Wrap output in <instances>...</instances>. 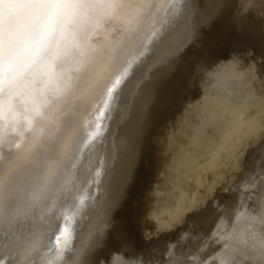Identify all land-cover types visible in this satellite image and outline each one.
<instances>
[{"label":"bare ground","instance_id":"bare-ground-1","mask_svg":"<svg viewBox=\"0 0 264 264\" xmlns=\"http://www.w3.org/2000/svg\"><path fill=\"white\" fill-rule=\"evenodd\" d=\"M133 2L88 29L111 99L0 112V264H264V0Z\"/></svg>","mask_w":264,"mask_h":264},{"label":"snow or ice","instance_id":"snow-or-ice-1","mask_svg":"<svg viewBox=\"0 0 264 264\" xmlns=\"http://www.w3.org/2000/svg\"><path fill=\"white\" fill-rule=\"evenodd\" d=\"M147 7L133 0H0V112L22 108L26 114H34L38 119L30 121L34 125L33 143L41 142L40 133L48 119V112L43 110L50 103L48 97H70L79 81L97 73L102 52L89 42L88 29L104 19L137 17ZM110 51L112 63L99 70L103 75L97 73L94 88L101 94L106 92L109 99L115 84L109 85L124 59L115 49ZM67 65H74L79 75H68ZM4 142L0 137V150ZM5 206V190L0 183V216ZM69 239L65 237L66 248ZM56 256L62 258L59 252Z\"/></svg>","mask_w":264,"mask_h":264},{"label":"water","instance_id":"water-1","mask_svg":"<svg viewBox=\"0 0 264 264\" xmlns=\"http://www.w3.org/2000/svg\"><path fill=\"white\" fill-rule=\"evenodd\" d=\"M103 105H104V103H102V106H101V107H99V108H100V110L97 112V113H98V114H97V116H98V117H97V118H98V120H100V119H101L100 117H101V115H102V111H103V110H104V108L106 107V106H105L106 104H105L104 106H103ZM97 110H98V109H97Z\"/></svg>","mask_w":264,"mask_h":264}]
</instances>
